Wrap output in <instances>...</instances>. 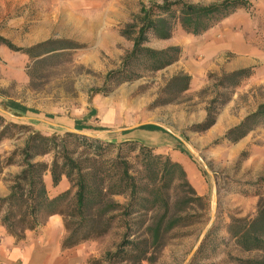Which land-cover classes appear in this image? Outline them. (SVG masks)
Here are the masks:
<instances>
[{"label":"rangeland","instance_id":"1","mask_svg":"<svg viewBox=\"0 0 264 264\" xmlns=\"http://www.w3.org/2000/svg\"><path fill=\"white\" fill-rule=\"evenodd\" d=\"M150 1L0 0V36L17 48L48 40H54L51 46L57 48H36L30 56L0 41V173L5 182L19 173L21 152L31 132L67 137L76 154L84 147L67 136L68 132L85 136L87 141L98 140L107 157L117 154L119 143L135 141L137 148L144 145L155 154L183 158L186 162L180 163L203 201H195L188 209V220L179 221L157 246H149V260L129 258L116 264H245L260 253L239 246L229 227L233 218H254L264 198V123L237 142L224 136L264 103V0H247V6L199 35L185 31L180 24L168 39L151 35L147 43L151 47L179 46L178 59L157 71L135 66L142 73L131 80L109 79L108 74L119 68L133 48V40L122 33L124 26L143 2ZM188 1L208 4L222 0ZM243 68L251 69V74L238 86L222 80L224 73ZM182 72L191 76L189 89L179 93L167 89L170 79ZM11 101L28 110L10 107ZM210 107L216 110V121L201 130ZM75 120L90 128L67 129L74 128ZM139 124L162 129L148 130ZM125 151L134 172L141 175L138 149ZM53 158L54 153H49L35 160L51 162ZM192 170L195 174L191 176ZM163 193L176 206L185 195L192 196L180 181ZM112 198L123 204L130 201L129 193ZM73 204L71 191L61 201V208L69 212ZM174 211L172 208L170 214ZM161 212L150 209L131 217L119 216L97 239L104 238L106 246L116 250L127 223L136 236H147L146 227Z\"/></svg>","mask_w":264,"mask_h":264},{"label":"trees","instance_id":"2","mask_svg":"<svg viewBox=\"0 0 264 264\" xmlns=\"http://www.w3.org/2000/svg\"><path fill=\"white\" fill-rule=\"evenodd\" d=\"M247 5V0H222L208 4L188 0H151L149 4L143 2L139 12L122 30L123 35L133 40V48L123 57L119 68L108 74V78L118 77L121 82L131 80L142 73L135 70V66L142 70L157 71L178 59L181 53L179 46L161 49L151 47L147 45L151 35L159 39H168L172 36L176 24H180L189 33L199 35L234 13L237 8ZM0 41L9 48L23 50L30 56L34 55L36 48H45V51L57 49L51 46L55 43L54 40L24 49L15 47L2 36ZM250 74L251 69H238L224 73L222 80L228 79L233 86H238L242 79ZM190 84L191 76L182 72L173 76L166 87L179 93L188 90ZM8 105L22 111L28 110L26 106L15 101L9 102ZM215 121L216 110L210 107L204 122L200 125L201 130L208 129ZM82 123V120H76L77 130L90 128ZM261 123H264V103L246 116L240 124L229 129L224 138L237 142ZM140 127L148 130L162 129L155 124H144ZM2 133L3 131L0 132V140L3 137ZM67 136H73L77 141H81L79 144L84 147L83 152L76 154V150L70 148L68 138L60 137L56 133L45 135L41 132H31L27 138L21 152L23 155L19 164L21 170L9 179L10 193L0 197L1 221L9 234L18 241L25 239L27 230H35L45 223V218L60 214L64 217L66 228L70 230V234L63 241V248L68 249L86 241L97 240L108 232L119 216L131 217L141 210L159 209L162 212L157 216V221L146 227L147 236H136V230H133L131 223H127L122 241L116 250L109 252L103 260H93L96 264L103 261L116 264L129 258L141 262L149 260V246H157L164 235L176 227L179 221L188 220L191 217L188 209H191L195 201L204 199L191 185L184 166L170 156L155 154L151 148L144 145L137 148L135 141H125L118 145L108 143L107 146L116 145L118 152L113 157H107L104 154L105 148L98 140L90 138L92 141H89L90 139L87 141L85 136L71 132H68ZM125 149L130 151L138 149L136 158L142 167L139 171L141 175L134 172L133 163L125 154L127 152ZM49 153H54L51 162L35 160L36 156ZM48 172L51 173L54 185L66 176L72 188L51 197L44 179ZM177 181L188 186L192 196L185 195L181 204L177 203L176 206L171 204L169 197L163 192ZM71 191L74 195V204L67 212L61 208V201L71 194ZM126 193L130 195L127 204L112 198L113 195ZM147 202L151 205L145 206L144 203ZM172 208L175 211L170 214ZM67 217L71 220L68 221ZM134 222L137 223V220ZM229 232L245 251L260 253L258 257L246 260L245 264H264V198L261 199L254 218H233Z\"/></svg>","mask_w":264,"mask_h":264},{"label":"crops","instance_id":"3","mask_svg":"<svg viewBox=\"0 0 264 264\" xmlns=\"http://www.w3.org/2000/svg\"><path fill=\"white\" fill-rule=\"evenodd\" d=\"M73 126L74 128L67 127V129L77 131L76 120ZM177 160L186 162L183 158H177ZM186 164V168L192 169L188 163ZM2 175L0 173V197L10 193V181L5 182ZM44 179L51 197H56L72 188L66 176H63L56 185L53 183L50 172L44 175ZM66 236L67 228L64 217L60 214L49 216L45 223L35 230H27L25 239L21 241L9 234L0 216V264H96L93 260H103L109 252L115 251V247L109 249L106 246L104 238L86 241L64 249L63 241ZM101 264L108 263L103 261Z\"/></svg>","mask_w":264,"mask_h":264},{"label":"bare ground","instance_id":"4","mask_svg":"<svg viewBox=\"0 0 264 264\" xmlns=\"http://www.w3.org/2000/svg\"><path fill=\"white\" fill-rule=\"evenodd\" d=\"M190 169V168H189ZM195 174V172H194V170H192L191 172H190V175L192 176V175H194Z\"/></svg>","mask_w":264,"mask_h":264},{"label":"water","instance_id":"5","mask_svg":"<svg viewBox=\"0 0 264 264\" xmlns=\"http://www.w3.org/2000/svg\"><path fill=\"white\" fill-rule=\"evenodd\" d=\"M141 125H143V124H139V125H137V126H141Z\"/></svg>","mask_w":264,"mask_h":264}]
</instances>
